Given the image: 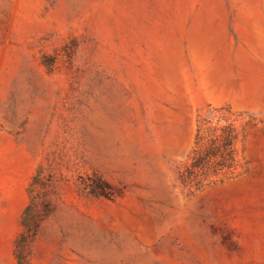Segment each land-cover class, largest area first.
<instances>
[{
	"label": "rangeland",
	"instance_id": "374dc122",
	"mask_svg": "<svg viewBox=\"0 0 264 264\" xmlns=\"http://www.w3.org/2000/svg\"><path fill=\"white\" fill-rule=\"evenodd\" d=\"M0 264H264V0H0Z\"/></svg>",
	"mask_w": 264,
	"mask_h": 264
},
{
	"label": "trees",
	"instance_id": "16d2710c",
	"mask_svg": "<svg viewBox=\"0 0 264 264\" xmlns=\"http://www.w3.org/2000/svg\"><path fill=\"white\" fill-rule=\"evenodd\" d=\"M223 143L225 145L224 155L230 156V154L232 152V149H230L231 148V144H232L231 130H229V134L224 137ZM24 225H25V227L27 229L26 230L27 232L32 231L33 225H32V221H31V218H30L29 215L26 216V217H24ZM19 244L21 245V242ZM18 256H22V249H21V247H20V251L18 252Z\"/></svg>",
	"mask_w": 264,
	"mask_h": 264
}]
</instances>
